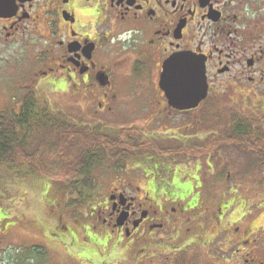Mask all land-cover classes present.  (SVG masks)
<instances>
[{
  "label": "flooded vegetation",
  "instance_id": "af4514ba",
  "mask_svg": "<svg viewBox=\"0 0 264 264\" xmlns=\"http://www.w3.org/2000/svg\"><path fill=\"white\" fill-rule=\"evenodd\" d=\"M0 4L9 5L0 14V55L9 51L19 64L25 53H36L28 70L12 67L21 71L19 78L14 77L18 78L15 85L30 90L29 94L40 86L63 83L93 97L98 104L95 115L104 120L113 115L116 105L128 104L141 115L150 111V119L180 116L208 128L192 136L182 134L183 141L180 135L175 138L181 146L201 150L197 159L162 162L146 153L128 162L141 174L140 167L181 165L186 188L167 193L150 188L143 177L139 183V177L126 169L128 163L124 168H109L108 181L97 179L106 187L83 196L90 209L76 221L82 224V244L60 222L64 215H74L66 194L68 198L58 199L59 206L66 202L59 217L58 229L63 233L47 235L63 246L64 257L58 258L56 246L47 241L29 244L42 254L47 249L49 257L43 258L28 254L22 242L14 248L18 243L7 241L0 249V264H59L61 260L62 264H229L232 258H240V264H264L258 261L264 226L255 227L258 219L243 224L246 214L240 215L243 208L237 206L242 202H235L251 201L244 192H252L255 198L264 191L259 189L264 170L249 182L247 175L229 171L222 180L216 165L220 151L237 150L211 144L215 135L230 131L236 116L257 136L256 144L239 152L244 162L250 161L246 164L252 168L264 165V0H0ZM175 55L190 56L204 66L207 96L194 110L170 108L160 89L163 65ZM225 104L239 107L242 113H232L217 131L214 121L219 117L214 110ZM153 106L163 107L162 112L150 110ZM141 132L162 141L159 133ZM217 183L223 189H215ZM234 219L239 225L229 224ZM204 231L211 233L208 240ZM65 236L73 243L66 244ZM215 242L223 253L231 245L236 248L228 262L215 257ZM10 247L15 250L12 254ZM204 247L205 257H192V251Z\"/></svg>",
  "mask_w": 264,
  "mask_h": 264
},
{
  "label": "rangeland",
  "instance_id": "374dc122",
  "mask_svg": "<svg viewBox=\"0 0 264 264\" xmlns=\"http://www.w3.org/2000/svg\"><path fill=\"white\" fill-rule=\"evenodd\" d=\"M34 54L36 56V53ZM35 56L27 55L25 53L22 58H18V60L22 59V62L17 64L15 62V60H17L16 57L13 56L9 51L3 53V55H0V67L3 66L2 68H0V115L8 117L12 114H15L19 109L18 106L20 107L21 105V95H23L24 97L30 93V90H25L23 86L15 85L21 71L13 69L12 67L20 66L22 67V70H28L31 65H33V59H35ZM6 75H11L13 76V78L2 79ZM16 76L18 77L17 79L14 78ZM27 81L29 82V80ZM35 96L39 104L41 106H46L52 115L60 114L70 122L78 126H88L93 129H98L99 131L106 134H113L123 128H136L140 131L146 132L147 135H151L152 132L157 134L159 133L161 135V138L159 139H161L162 141L158 143L168 146L179 145V143L175 141V138L179 135V139L183 141L184 139H186V136L182 134L192 136L196 132L206 129L203 122L193 124L190 121H187L185 117L180 116H172L170 118L163 119L158 116L155 118L152 117L150 119V111L145 112L141 115L140 113H135L134 111H132L129 106H127L128 104L116 105V109L113 111V115L107 116L106 118L108 119L104 120L102 117H97L95 115V111L98 110V104L93 97H89V100L86 91L81 90L80 92L76 93L74 86L64 85L63 83H60L59 86H54V88H50V86L48 85L40 86L37 88ZM142 107L146 109L148 108V106ZM216 107L217 108L214 110V116H217L219 118L215 120L214 117V123L216 126L215 129L217 131L223 129V127L221 126L225 125L224 123L228 121L232 113H242L240 112V108L237 106H230L225 104L223 106ZM162 108L163 107L161 106H153L150 110L157 111L160 109L158 111L160 113L162 112ZM248 112L249 111L245 110L244 115H247ZM205 123L207 125L208 122L205 121ZM167 129L171 130L166 131ZM42 139H45V137H42L41 140ZM30 141L31 139L29 140V142ZM220 152L221 158L216 163V165L220 167L219 174L222 173V180L223 178H225L224 175L226 174V172L229 171L235 175H247V178L245 179H247V181L249 182L250 180L248 179L250 177L256 178V176H259L258 173H260V170H264V165H257L254 168L248 166L247 164H249L250 161L246 162V164L243 160V155L240 154L239 151L236 152L229 148L226 151L221 150ZM165 160L168 162L174 160V158H160V161L162 162H166ZM176 160V163L180 162L179 159ZM129 163L127 164L126 169L129 170L131 174L139 177V183L142 179H146V181L148 182L147 185L150 186V188L163 190L167 193H174L181 191L182 188H186V186H188L187 183H184V171L182 170L181 165L172 166L169 163L168 165H170V167L172 168H169L168 166H165L163 168L162 165H159V167L157 165H153L147 168L140 167L142 169L141 174L138 169L132 170V168H134V165H131ZM222 164L223 166H221ZM110 167H112L111 164H105L98 170L94 171L93 174L88 177V179L92 182H96V188L95 190L91 191L92 194H95L98 190L101 192L103 186L106 187L105 184L99 182L97 179L108 181ZM0 176V232L2 233L3 237H1L0 239L1 244L7 241L18 243L17 245H14V248H16L22 242L21 246L23 248L27 246L26 251L28 252V254L43 258L49 257L47 249H45L42 254L40 250H35V248L29 246V244L47 241L56 246L57 257L61 258L64 257L61 256L63 246L58 241H54L52 237L48 238L47 236L51 233L62 234L63 231L61 229H58L61 224L63 226L66 225L71 229V231L74 232V236L78 244L83 243L84 238L83 230L81 228L82 224H79L76 221L83 220V216L88 213V210L90 208L86 207L85 202L83 205V209H79L71 203L70 209L72 212L70 210L69 211L72 215L74 214L73 217L68 218L66 215H64V218H62V220L60 221L59 217L63 215L64 211V209L60 207L63 206L66 202L63 201V204L59 206L58 199L62 195L68 198V195L66 196L65 190L62 189L63 186L60 184V182H58L59 179L57 180L53 178L48 179L39 177V175L31 173V171L27 167H18L12 171L6 170V172L1 171ZM261 177L263 178L264 175ZM258 178L260 177H257L256 179ZM231 183L232 182L227 183V185L231 186ZM217 188L223 189V186L217 183L215 185V189ZM253 188V190H257L255 186H253ZM242 189L247 190L249 188L247 186H241V190ZM259 189H264V184H262ZM226 191L228 190L226 189ZM262 191L263 190H261V192L258 193L257 197L255 198L251 195L252 192H244L246 195L245 197H247L251 201H235L238 203L242 202L240 203V205L237 204V206H241L240 208H243V211L240 213V215H243L244 213L246 214V218L242 222L243 224L248 225L251 220L258 219L257 223L255 222V227L264 226V204H261V202H264V191ZM232 193L233 191H228L229 195ZM245 203L248 204L247 208L249 211H251L250 214H247V212L249 211L246 210L247 204ZM188 215L189 214H186L185 217ZM59 221L61 222V224L59 223ZM237 222L238 220L234 219L232 221H229V224L231 225L236 223V225H239V222ZM223 225L225 226V222ZM205 231L204 240H208L211 233H205ZM211 232L213 234V231ZM5 234H7L8 236L4 237ZM63 239L66 244L73 243V240L69 239V236H65ZM204 240H201L200 242ZM213 245L215 246V257L217 259H221L218 260L220 262H228L236 249L231 245L230 247H228L227 251L223 253L220 252V247L216 246V242ZM4 247L5 245L2 244L0 249ZM204 248L206 250H204ZM204 248H197V250L192 251V257H205L207 247ZM8 251L11 254L15 252L13 247H10ZM2 258L3 255L0 254V260ZM235 261V258H232L229 261V264H240V258L238 259V261ZM258 261L264 263V238L262 248L258 256ZM62 263L63 261L61 260L59 264Z\"/></svg>",
  "mask_w": 264,
  "mask_h": 264
},
{
  "label": "trees",
  "instance_id": "16d2710c",
  "mask_svg": "<svg viewBox=\"0 0 264 264\" xmlns=\"http://www.w3.org/2000/svg\"><path fill=\"white\" fill-rule=\"evenodd\" d=\"M232 120L230 131L215 135L211 144L239 152L246 145L256 144L257 136L249 132L251 127L236 116ZM146 153L176 160L197 159L202 151L193 146L162 145L136 128L106 134L78 126L60 114L52 115L35 94L23 98L18 115H0V172L27 167L39 177L59 179L70 203L79 209H83V196L96 188V182L88 179L94 171L105 164H111V169L124 168L128 161Z\"/></svg>",
  "mask_w": 264,
  "mask_h": 264
},
{
  "label": "water",
  "instance_id": "95a60500",
  "mask_svg": "<svg viewBox=\"0 0 264 264\" xmlns=\"http://www.w3.org/2000/svg\"><path fill=\"white\" fill-rule=\"evenodd\" d=\"M9 5L0 4V14ZM168 106L178 111L194 110L207 96L204 66L190 56H172L163 65L159 81Z\"/></svg>",
  "mask_w": 264,
  "mask_h": 264
}]
</instances>
